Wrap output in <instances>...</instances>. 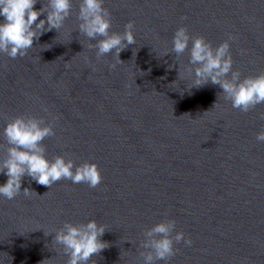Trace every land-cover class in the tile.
I'll use <instances>...</instances> for the list:
<instances>
[{
    "label": "water",
    "instance_id": "water-1",
    "mask_svg": "<svg viewBox=\"0 0 264 264\" xmlns=\"http://www.w3.org/2000/svg\"><path fill=\"white\" fill-rule=\"evenodd\" d=\"M104 7L110 32L133 24L136 42L122 62L97 59L95 41L77 30V0L64 26L34 39L25 56L0 53V129L18 115L40 118L54 131L42 141L49 159L95 162L102 176L91 188L65 179L43 186L25 175L29 196L0 198V261L66 264L54 233H45L96 219L108 247L89 264H143L144 231L172 219V235L182 231L192 243L174 241V255L155 264H264V142L256 140L264 104L242 112L218 85L190 89L191 40L179 58L171 52L181 26L213 46L231 34L233 69L241 78L264 72V0H105ZM0 146L6 155L2 137ZM6 179L0 173V183Z\"/></svg>",
    "mask_w": 264,
    "mask_h": 264
},
{
    "label": "clouds",
    "instance_id": "clouds-1",
    "mask_svg": "<svg viewBox=\"0 0 264 264\" xmlns=\"http://www.w3.org/2000/svg\"><path fill=\"white\" fill-rule=\"evenodd\" d=\"M37 3H41L40 8L35 7ZM77 3V30L89 41H95L89 47L96 50L97 59L111 54L118 63L122 62L120 53L136 42L132 22L125 25L122 33L110 32L111 13L104 7L105 0H77ZM72 8L73 0H0V53L11 58L25 56L33 47L34 39L53 29L58 32L64 26ZM41 14L46 15L38 19ZM232 38L230 34L228 39L213 46L203 36L190 37L186 27L181 26L172 37L171 52L179 58L189 49L191 40L188 66L185 68L191 81L190 89L208 83L218 85L224 99L231 101L233 108L247 112L258 104H264V72L241 78V73L233 69L229 43ZM109 67L114 68L115 65ZM53 134L51 124L30 115H18L0 129V137L8 145L6 155L0 156V173L7 177L4 183H0V198L13 200L20 193L29 196L33 192L30 188L21 190L25 175L43 186H52L62 179L73 184L87 183L91 188L100 184L102 176L95 162L86 160L75 164L73 159H66L63 155L52 159L45 155L42 141ZM256 140L264 142V130L256 134ZM175 225V220L167 219L144 231L141 246L145 251L140 253L143 264L169 259L175 253L174 241L183 240L185 245L192 243L182 231L172 235ZM106 229L96 219L79 223L66 221L45 235L54 233L52 244L59 246L67 255L66 264H89L94 254L108 247V242L101 239Z\"/></svg>",
    "mask_w": 264,
    "mask_h": 264
}]
</instances>
